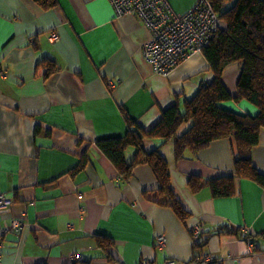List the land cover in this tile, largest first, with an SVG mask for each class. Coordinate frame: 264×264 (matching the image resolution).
<instances>
[{
	"label": "crops",
	"instance_id": "0c3cea01",
	"mask_svg": "<svg viewBox=\"0 0 264 264\" xmlns=\"http://www.w3.org/2000/svg\"><path fill=\"white\" fill-rule=\"evenodd\" d=\"M195 3L171 6L185 12ZM151 39L143 19L116 15L110 0H57L47 10L33 0H0V194L11 200L0 209V264H202L207 255V264H264V186L237 178L233 195L214 197L208 186L194 191L189 183L235 174L233 139H216L183 159L173 141L163 145L184 216L156 201L162 194L149 164L124 179L98 147L124 136L128 117L148 130L165 109L184 110L215 78L203 50L157 74L143 53ZM46 59L58 67L52 74ZM240 73L236 62L223 70L231 94ZM222 106L258 113L247 100ZM160 143L146 138L143 147L150 152ZM135 152L130 146L127 160ZM252 160L264 174V129ZM14 220L19 230H10ZM198 224L204 230L195 238ZM159 235L167 239L162 249ZM104 237L114 242L110 253L99 245Z\"/></svg>",
	"mask_w": 264,
	"mask_h": 264
},
{
	"label": "trees",
	"instance_id": "16d2710c",
	"mask_svg": "<svg viewBox=\"0 0 264 264\" xmlns=\"http://www.w3.org/2000/svg\"><path fill=\"white\" fill-rule=\"evenodd\" d=\"M33 1L43 10L57 4V0ZM210 1L225 25L202 49L215 74L213 81L202 85L194 97L185 102L184 110L178 104L165 109L160 120L150 129L132 127L136 126V122L128 117L131 127L124 136L97 142L124 179L133 175L137 164H149L159 183L158 191L162 194L161 199L156 201L174 206L181 216H184L185 210L171 187L169 164L162 154L163 145L169 141H173L176 158L183 159L191 158L216 139H233L236 147L235 174L204 181L192 177L189 183L194 191L208 186L214 197L230 196L235 193L237 178L250 179L264 186V174L259 172L252 160V149L259 143L261 130L264 129V0ZM45 61L51 67L48 74L58 69L54 61L46 59L42 62ZM233 62L240 63L241 69L235 95L230 93L222 80L224 68ZM241 100L255 105L258 113H239L222 106L225 101L238 103ZM184 123H190L189 128L179 132ZM146 138H157L161 143L147 152L143 147ZM130 146L135 147L136 152L131 160H127L126 151ZM87 159V156L83 157L81 166ZM113 244L112 239H99V245L107 253H110ZM111 259L114 260L113 257ZM80 264H89V261H80Z\"/></svg>",
	"mask_w": 264,
	"mask_h": 264
},
{
	"label": "built area",
	"instance_id": "2783aa9c",
	"mask_svg": "<svg viewBox=\"0 0 264 264\" xmlns=\"http://www.w3.org/2000/svg\"><path fill=\"white\" fill-rule=\"evenodd\" d=\"M116 15L134 13L138 15L152 32V39L143 45L145 58L153 66L157 74L166 76L180 63L196 52L201 51L211 42L215 33L225 28L224 23L214 10L210 0H197L195 5L186 13H178L171 6L169 0H110ZM57 33L52 34L57 39ZM11 200L6 194H0V209L6 208ZM21 222L14 220L10 223V230H19ZM195 238L203 233L200 224L191 228ZM253 243L247 233L242 236ZM156 246L165 247V235L156 238ZM78 259V255H73ZM213 258L207 255L199 259L198 263L207 264ZM166 264H182L174 259H167Z\"/></svg>",
	"mask_w": 264,
	"mask_h": 264
},
{
	"label": "rangeland",
	"instance_id": "374dc122",
	"mask_svg": "<svg viewBox=\"0 0 264 264\" xmlns=\"http://www.w3.org/2000/svg\"><path fill=\"white\" fill-rule=\"evenodd\" d=\"M171 4L176 8L177 10L183 7L184 0H170Z\"/></svg>",
	"mask_w": 264,
	"mask_h": 264
}]
</instances>
